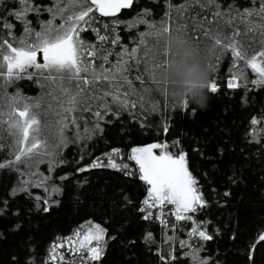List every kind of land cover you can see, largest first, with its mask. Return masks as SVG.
<instances>
[{
  "label": "snow or ice",
  "instance_id": "6c2138e0",
  "mask_svg": "<svg viewBox=\"0 0 264 264\" xmlns=\"http://www.w3.org/2000/svg\"><path fill=\"white\" fill-rule=\"evenodd\" d=\"M137 2L52 0L46 5L43 0H14L9 5L0 0V172L17 176L9 193L13 199L26 195L34 199L36 211L48 213L59 203L53 197L62 191L56 179H69L67 174L54 176L56 169L66 163L62 159L64 149L75 144L83 151L88 142L103 137L105 125L125 113L141 127L149 126V119L160 112L152 95L158 92L155 73L169 58L159 43L163 34H175L204 59L208 93L220 92L221 85L211 74L219 72L225 59L230 61L226 86L232 91L241 90L244 106H248L251 93L264 91V0H247L244 6L237 0H229L226 5L224 0H183L178 5L173 0H152L164 9L159 20L148 19L153 8L145 6L137 11ZM122 10H133L135 15L130 20L120 19ZM44 12L50 19L40 18ZM32 16L39 28L34 26ZM122 25L129 32L138 25H146V30L129 37L130 47L122 42ZM89 31L94 41L82 35ZM22 80L32 81L40 89L39 94L26 97L19 87L9 92ZM162 95L167 97L166 93ZM187 107L186 103L183 108ZM161 118L167 133L170 117L161 112ZM262 124L264 114L251 117L252 143L264 144V127H257ZM41 164L48 165L49 174L40 170ZM104 168L138 179L146 186V195L136 207L141 214L138 218L158 221L173 233L166 234L167 254L156 250L161 264H210L209 258L200 255L205 245L198 243L214 239L208 229L211 222L199 218L208 201L189 170L188 154L179 140L134 146L127 153L113 148L75 172ZM32 188L42 189L45 195L33 193ZM224 196H230V192L225 191ZM124 202L133 203L128 197ZM9 203L7 198L0 199V216L7 214ZM186 223L191 227L185 229ZM19 227L15 225L14 230ZM182 229L188 239L179 240L177 249L173 241ZM115 239L107 227L89 219L70 235L51 242L45 255L37 257L33 249L24 264H102L109 240ZM143 239L149 245L156 243L150 231ZM261 242L264 231L249 245L247 264H255L258 245L264 246ZM12 261L19 264L18 257L13 256Z\"/></svg>",
  "mask_w": 264,
  "mask_h": 264
},
{
  "label": "trees",
  "instance_id": "16d2710c",
  "mask_svg": "<svg viewBox=\"0 0 264 264\" xmlns=\"http://www.w3.org/2000/svg\"><path fill=\"white\" fill-rule=\"evenodd\" d=\"M13 2L6 0L9 5ZM43 2L50 5L52 0ZM173 2L178 5L183 0ZM228 2L224 0L225 5ZM237 3L244 6L247 0H237ZM145 6L154 9L148 19L159 20L162 17L163 7L155 5L152 0H138L136 10L140 11ZM134 15L133 10H124L119 18L130 20ZM30 18L39 28L36 18ZM40 18L48 20L50 16L44 12ZM55 23L59 24L60 21L56 20ZM142 30H146V25H138L131 32L122 25L119 29L122 42L131 47L129 37ZM20 32L21 28L18 27L17 33ZM82 35L89 41L95 40L90 31ZM229 64V59H225L219 72L211 74L217 77L221 90L215 95L208 93L209 103L205 111L194 110L191 105L187 108L176 107L167 97L154 92L152 95L158 102L160 112L149 119V126L141 127L139 122L125 113L119 120L109 117L113 123L105 125L103 137L88 142V147L83 151L82 146L70 144L63 150L62 159L66 163L57 168L54 174L55 177L67 174L69 179L63 182L56 179L62 191L53 197L59 203L48 213L36 211L34 199L26 195L21 194L13 199L9 193L17 183V176L15 173L0 172V199L7 198L10 202L7 214L0 216V264H13V256L18 257L19 264H24L25 257L33 249L37 257L45 255L51 242L70 235L79 224L89 219L104 225L109 229L110 236L117 237L109 240L102 264H161L156 250L161 249L167 254L166 234L172 236L173 233L164 229L158 221L152 223L138 218L141 214L136 207L146 195V186L138 179L108 168L83 173H76L75 169L90 164L93 158L113 148L127 153L134 146L153 142L172 143L176 140L180 141L181 148L188 154L189 170L198 179L208 201L207 209L199 214V218L211 222L208 229L214 239L198 242L205 245L200 255L209 258L210 264H247L249 245L264 231V144L252 143L250 139L251 117L264 114V91L251 93L248 106H244L241 90L232 91L226 86ZM248 74L252 75L250 69ZM16 87L26 97H36L40 92L28 80L19 81L9 92L14 93ZM161 112L170 117L166 125L167 133L163 131L165 122ZM257 127H264V124ZM81 155H84L83 160H80ZM128 163L131 165L133 162ZM40 170L49 174L47 164H41ZM31 191L45 195L39 188H32ZM225 191L230 192V196L225 197ZM125 197L133 203L125 204ZM14 211L19 214L13 215ZM166 218L174 222L173 217ZM17 224L20 227L14 230ZM190 227V223L185 224V229ZM149 231L155 244L144 242L143 237ZM175 236L173 244L179 249V240H187L188 237L183 229L177 231ZM130 241L137 242L132 245ZM255 264H264V246L258 245Z\"/></svg>",
  "mask_w": 264,
  "mask_h": 264
},
{
  "label": "clouds",
  "instance_id": "9594fccd",
  "mask_svg": "<svg viewBox=\"0 0 264 264\" xmlns=\"http://www.w3.org/2000/svg\"><path fill=\"white\" fill-rule=\"evenodd\" d=\"M161 48L169 54L167 63L155 73L158 93L165 94L173 105L182 108L186 103L194 110L208 107V71L204 59L195 55L175 34L159 37Z\"/></svg>",
  "mask_w": 264,
  "mask_h": 264
},
{
  "label": "water",
  "instance_id": "95a60500",
  "mask_svg": "<svg viewBox=\"0 0 264 264\" xmlns=\"http://www.w3.org/2000/svg\"><path fill=\"white\" fill-rule=\"evenodd\" d=\"M122 11H124V10H122Z\"/></svg>",
  "mask_w": 264,
  "mask_h": 264
}]
</instances>
